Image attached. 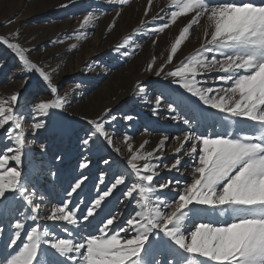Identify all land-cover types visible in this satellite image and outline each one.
<instances>
[{
  "label": "snow or ice",
  "instance_id": "obj_1",
  "mask_svg": "<svg viewBox=\"0 0 264 264\" xmlns=\"http://www.w3.org/2000/svg\"><path fill=\"white\" fill-rule=\"evenodd\" d=\"M108 2L125 5L128 0ZM148 4L151 6L152 0ZM170 4L172 10L152 18L165 22L148 29L149 33H162L178 17L191 16L171 44L169 64L188 39L192 26L202 18L207 21L200 48L164 77H171L172 83L204 106L178 111L183 105L182 95L168 103L169 113H176L171 119L186 126L176 152L191 142L190 149L184 152L193 158L191 182L168 179L154 183L161 166L169 172L180 171L179 156L171 166L151 162L162 160L157 153L163 150L168 135L156 149L143 152L144 144L134 150L129 143L131 137L125 133L123 139L131 155L124 172H114L111 181H106V173L101 172L99 184L103 188H98L97 195L84 204L85 211L80 212L81 205L72 203L73 195L79 194L87 180L81 175L66 191L67 199L52 203L50 211L41 214L44 204L34 201L47 198L30 186L22 172L24 117L16 111L20 95L13 93L8 99H0V129L7 126L6 139L15 145L0 153V238L5 220L9 233L0 264H264V0H170ZM148 12L149 8H145L144 15ZM93 19L91 12L85 15L79 29H85ZM146 23L141 21V27ZM131 43L132 37H128L118 48L125 49ZM0 44L14 52L24 71L38 74L54 97L32 108L36 121L32 127L39 130L45 124L37 118L49 116L50 110H63L67 101L57 95L52 76L31 62L18 43L0 37ZM147 70H153V63ZM163 71L161 65L156 75ZM212 72L220 74L213 76ZM136 87L140 94L145 93L143 85ZM163 99V94L156 96L157 108ZM208 110L217 118L220 131L198 134L196 127L209 119ZM110 111L106 109L97 120H87L91 128L82 140L84 146L101 141V146L106 142L109 148L114 147L106 124L117 116H110ZM124 119L131 121L133 117ZM140 160L147 162L140 166ZM101 162L111 167L109 159L101 157ZM90 163L84 160L79 168H88ZM39 175L37 166L31 179ZM165 190L174 195L169 197ZM117 191L121 205H132V214L125 218L122 211L113 208L101 218L108 198ZM206 216L223 219H203ZM97 219L95 230L85 231ZM26 221L32 224L26 225ZM54 229L66 236H59Z\"/></svg>",
  "mask_w": 264,
  "mask_h": 264
},
{
  "label": "rangeland",
  "instance_id": "obj_2",
  "mask_svg": "<svg viewBox=\"0 0 264 264\" xmlns=\"http://www.w3.org/2000/svg\"><path fill=\"white\" fill-rule=\"evenodd\" d=\"M253 2L261 3L262 0ZM145 8H149L147 16L144 15ZM172 8L170 0H152L151 6L148 0H128L125 5L111 4L108 0H0V37L8 39L10 43H18L25 49L26 57L52 76V83L58 89L57 95L68 100L63 110H50L49 116L38 117L45 126L34 131L32 125L36 121L33 119V106L54 97L38 74L24 71L14 52L0 44V99H8L13 93L20 95L16 111L24 117L22 124L25 132L21 168L30 186L47 198L34 201L44 204L41 214L46 215L52 203L67 199L66 191L81 175L86 176L87 180L79 194L73 195L72 203L81 205L80 212L85 211L84 204L97 195L98 188H103L99 184L101 172L106 173V181L112 180L114 172H124L131 155L123 139L125 133L131 137L129 143L134 150L144 144L143 152L156 149L166 134L169 140L163 150L157 153L162 160L151 162L171 166L177 156L183 160V153H177L176 149L183 139L186 126L171 119L176 113H169L168 103L182 95L183 105L178 111L186 112L204 106L197 98L172 83L171 77H164L166 72L173 70L181 60L195 54L200 48L207 21L202 18L192 26L188 39L169 64L167 56L171 44L191 16L178 17L162 33H149L148 29L164 23L159 19L153 21L152 18L158 14L163 16ZM90 12L94 17L93 22L80 30V23ZM141 21L148 23L141 27ZM110 24H114L111 29L108 27ZM128 37H132L131 46L119 49L118 45ZM149 63H153L152 71L147 70ZM161 65H164V71L157 76L156 70ZM219 74L211 73L213 76ZM138 84L146 88L145 93H139ZM159 94H163L164 99L157 108L155 99ZM154 108L156 114L153 113ZM106 109L111 110L110 116H117L115 121L106 124L114 147L109 148L106 142L101 146V141L84 146L82 140L91 128L87 120L99 119ZM208 113L209 119L196 127L198 134L208 135L220 131L217 118L210 115L211 110ZM129 115L133 119L125 121L124 117ZM6 128L0 129V153L15 146L6 139ZM116 149L120 150L119 153ZM57 156L61 159L57 160ZM101 157L109 159L111 167L104 165ZM84 160L91 163L88 168L81 170L79 164ZM145 162L137 161L140 166ZM189 162L192 166L193 160ZM37 166L40 175L32 180L31 174ZM179 167L181 171V165ZM157 171L160 175L155 178L156 184L168 179L177 180L180 174V171L178 173L175 170L169 172L163 166ZM51 173H55V176ZM191 179L192 175L183 182L190 183ZM179 180L182 181V177ZM165 193L169 197L174 195L167 190ZM119 196L117 191L108 198L107 208L100 213L101 218L113 208L122 211L125 218L132 214V205H121ZM23 210L30 212L29 208ZM203 219L218 222L223 218L206 216ZM2 223L4 235L0 238V254H3L4 240L9 234L8 221ZM46 223L49 222L41 221V224ZM96 223L98 219L85 231L93 232ZM31 224V221H26V225ZM54 231L61 237L66 236L59 229Z\"/></svg>",
  "mask_w": 264,
  "mask_h": 264
},
{
  "label": "bare ground",
  "instance_id": "obj_3",
  "mask_svg": "<svg viewBox=\"0 0 264 264\" xmlns=\"http://www.w3.org/2000/svg\"><path fill=\"white\" fill-rule=\"evenodd\" d=\"M52 37V35H51ZM49 39V38H48ZM64 47V46H63ZM66 48V47H65ZM68 51V50H67ZM62 53V52H61ZM67 53V52H66ZM70 53V52H69ZM56 55V54H55ZM43 59V58H42ZM63 59V58H62ZM49 61V60H48ZM61 61V60H60ZM80 64V63H79ZM82 68V67H81ZM50 72V71H49ZM161 78V77H160ZM68 101V100H67ZM58 117V116H57ZM63 120V119H62ZM32 133V132H31ZM184 135V134H183ZM182 138V137H181ZM31 144V143H30ZM181 145V142L179 143V147ZM191 145V142L189 143H186L184 145V149L181 151L183 153V160H182V163H181V171H180V174H178V178L177 180H179L181 177H182V181L183 180H187L191 177L192 175V172H191V169H192V166H191V163L189 162V160H193V158L189 155H185L184 152L185 150L187 149H190L189 146ZM156 148V147H155ZM179 173V172H178ZM175 174V173H174Z\"/></svg>",
  "mask_w": 264,
  "mask_h": 264
}]
</instances>
